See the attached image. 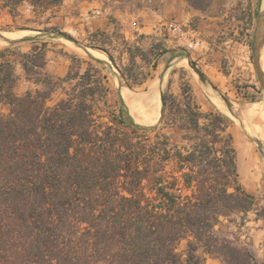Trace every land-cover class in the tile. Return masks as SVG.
<instances>
[{
    "label": "trees",
    "instance_id": "16d2710c",
    "mask_svg": "<svg viewBox=\"0 0 264 264\" xmlns=\"http://www.w3.org/2000/svg\"><path fill=\"white\" fill-rule=\"evenodd\" d=\"M215 1L187 0L201 11ZM45 50L23 56L27 79L40 88L22 96L13 63H0V264H206L203 254L223 264H264V256L259 261L216 232L222 219L253 211L255 199L239 183L237 152L239 165L246 158L227 117L202 113L184 89L164 95L154 127L134 125L124 110L104 123L107 76L92 64L81 72L74 58L66 77L55 79L45 72ZM138 68L132 59L121 75L142 85L149 75ZM58 90L62 98L50 105ZM169 126L194 132L185 136L193 142L186 154L171 156L161 133ZM172 158L178 167L168 173Z\"/></svg>",
    "mask_w": 264,
    "mask_h": 264
},
{
    "label": "rangeland",
    "instance_id": "374dc122",
    "mask_svg": "<svg viewBox=\"0 0 264 264\" xmlns=\"http://www.w3.org/2000/svg\"><path fill=\"white\" fill-rule=\"evenodd\" d=\"M263 2L264 0H216L210 10L223 16L221 21L218 22V32L212 35L210 43L212 45L211 49L217 57V67H213V71L200 67L205 73L208 83H203L200 80L189 63L185 64L187 71H183L181 74V90L186 89L191 93L202 113H221L229 119V132L232 134L234 147L233 131L235 129L238 132L236 137L241 142L240 146L244 150V157L246 158V166L243 163L239 165L238 152L236 150L238 180L240 185L255 197L253 211L248 213V215L241 213L233 215L230 219H222L221 224L216 228V232L232 240H237L241 245L247 246L259 261H262L264 256V222L263 220L257 221L258 217L264 216V144L259 141V145H256L255 141L247 135L244 127L237 121V110L248 104L264 106V90L254 62V44L259 17L262 10H264ZM2 3L3 0H0V6ZM48 19V15H36L32 11L17 13L16 15L8 14V17L2 15L0 16V33L18 35L41 28L44 31L43 35H54L56 37L65 35L73 39L74 42L105 56L109 60L108 66L84 54L73 41L59 38H43L16 43H9L0 38V54L9 55L15 61L20 59L23 51L40 47L67 55L71 60L70 65L75 63L76 60L74 58L81 60V72H84L89 64H92L101 71L102 75L107 76V85L110 89L109 107L105 108L103 104L100 105L103 107L101 113L104 116L102 119L104 123L113 124L114 116L119 117L120 111L124 110L126 118L131 119L133 124L138 127L151 128L158 124L143 125L138 123L135 114H132L129 110L123 97L125 88L134 93L144 94L150 92L148 85H135L124 79L121 75V70L125 68L123 63L119 59L113 63L106 52L92 47L93 45L104 46L106 43L107 51L117 57V50L116 47L112 46V41L101 39L104 43L93 44L88 37L73 36L60 31L58 28L52 31L51 26H47ZM236 43H242L246 49L239 47ZM137 73L147 74V71L138 68ZM153 83L159 86L160 95L162 93H170L167 83H163L159 79H155ZM32 90L35 89L32 88ZM214 96L221 98L225 111L219 108L218 105H222V103H218ZM222 96L229 99L233 104V109L228 107ZM60 97L57 96L55 100ZM51 104H54V102ZM3 112L8 113L9 107L4 108ZM174 120H176V116L170 114L168 121L172 122ZM120 129L126 130L122 126ZM156 133L153 132L147 135L154 140ZM161 133L170 138L169 151L172 157L177 150H181L186 154L185 147L190 148L193 143L185 139L187 135H194L193 131H182L177 127L169 126L165 127ZM177 167V162L172 158L168 162L166 170L171 173ZM181 187H183V184H181ZM184 193H188V191L184 190ZM186 245L187 241H183L180 250L186 249ZM203 257L206 260V264H223L220 260L209 255L203 254Z\"/></svg>",
    "mask_w": 264,
    "mask_h": 264
},
{
    "label": "crops",
    "instance_id": "0c3cea01",
    "mask_svg": "<svg viewBox=\"0 0 264 264\" xmlns=\"http://www.w3.org/2000/svg\"><path fill=\"white\" fill-rule=\"evenodd\" d=\"M27 11L36 15H48L47 26H51L52 31L58 28L73 36L88 37L93 44L104 43L101 39L112 41L117 57L108 52L115 61L119 59L126 68L134 59L140 69L147 71L149 78L142 85H148L149 90L154 85V80L159 79L167 83L171 94L180 97L183 91L181 74L187 71L185 64L180 65L184 60L187 64L194 60L199 68L211 71L217 67V57L210 43L212 35L218 32V22L223 16L210 9L197 10L187 0H20L19 3L3 0L0 6V16L8 17V14L16 15ZM135 22L139 27L134 26ZM169 22L177 23L181 26V31L163 33L161 24ZM43 32L41 28L31 31ZM236 44L246 49L242 43ZM105 46L106 43L104 46L97 45L107 51ZM34 48L23 51L20 59L15 61L9 55L0 54V63L10 61L15 67L19 78L15 87L18 96L32 88H40L27 79L22 62L23 56L31 53ZM45 51V72L55 79L66 77L71 66L69 57L51 49ZM152 51L155 52L154 55ZM141 53L148 54L152 64H148ZM57 96L61 97L55 100ZM62 96V90H58L50 105L58 102Z\"/></svg>",
    "mask_w": 264,
    "mask_h": 264
},
{
    "label": "bare ground",
    "instance_id": "6f19581e",
    "mask_svg": "<svg viewBox=\"0 0 264 264\" xmlns=\"http://www.w3.org/2000/svg\"><path fill=\"white\" fill-rule=\"evenodd\" d=\"M29 34H31V32H25L23 34L18 35H9L3 33V35L9 39H18ZM70 45H72V43H70ZM79 50L86 54L82 49ZM89 53L95 60L99 61L102 64L108 65L109 60L105 56L100 55L92 50H89ZM181 64H187V62L184 60L180 62V65ZM261 66L264 72V46L261 52ZM150 88V92L144 94L134 93L127 88H125L123 91V97L129 107V110L132 112V114H135L136 121L143 125H155L156 123H158L161 117L162 101L160 95V88L157 84H154ZM214 98L218 103H222V105L219 104L218 106L221 110L225 111L223 106L224 103L221 98L217 96H214ZM237 117V121L240 123L241 126L244 127L247 135L253 141H255L254 143L256 145H259L260 141L262 144H264V106L260 104H248L247 106L240 107L237 110Z\"/></svg>",
    "mask_w": 264,
    "mask_h": 264
},
{
    "label": "water",
    "instance_id": "95a60500",
    "mask_svg": "<svg viewBox=\"0 0 264 264\" xmlns=\"http://www.w3.org/2000/svg\"><path fill=\"white\" fill-rule=\"evenodd\" d=\"M0 38L4 41L9 42V43L35 41V40L43 39V38H59V39H66V40L71 41V42L73 41V39H71L65 35L56 37L54 35H50V36L43 35L42 33H32V34L26 35V36L18 38V39H9V38L5 37L2 33H0ZM74 43L77 45V47L82 49L88 56L92 57V55L89 53V50H90L89 48H87V47H85L79 43H76V42H74ZM263 46H264V10H262L260 17H259V22H258L257 31H256V40H255V44H254V62H255V65L257 67V71H258V74L260 77L261 85H262L263 90H264V72H263L262 66H261V52H262ZM104 65L106 66L107 64H104ZM189 65L194 70V72L199 76L200 80L203 83H208V79H207L206 75L198 67L196 62L189 61ZM164 95H165L164 93L161 94V101H162L161 117L163 115ZM222 98L225 101V103L228 105V107L230 109H233V104L229 101V99H227L224 96H222ZM161 117H160L158 123L160 122Z\"/></svg>",
    "mask_w": 264,
    "mask_h": 264
},
{
    "label": "built area",
    "instance_id": "2783aa9c",
    "mask_svg": "<svg viewBox=\"0 0 264 264\" xmlns=\"http://www.w3.org/2000/svg\"><path fill=\"white\" fill-rule=\"evenodd\" d=\"M134 26L139 27L137 22L134 23ZM160 29L164 33L166 31H175V32L181 31L182 28L175 22H169V23H162Z\"/></svg>",
    "mask_w": 264,
    "mask_h": 264
}]
</instances>
